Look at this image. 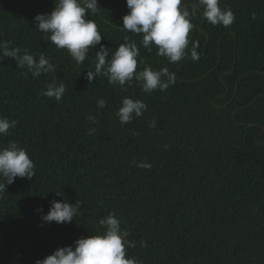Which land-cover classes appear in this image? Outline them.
Returning <instances> with one entry per match:
<instances>
[{"label":"trees","instance_id":"1","mask_svg":"<svg viewBox=\"0 0 264 264\" xmlns=\"http://www.w3.org/2000/svg\"><path fill=\"white\" fill-rule=\"evenodd\" d=\"M98 6L88 18L102 44L115 50L125 36L135 40L137 71L167 68L176 83L150 94L135 79L124 88L106 77L89 83L99 45L77 64L36 30L34 17L50 13L55 0H0V40L56 65L33 78L14 59L0 60V116L16 121L0 148L15 142L35 164L32 179L18 177L0 195V264H35L74 247L78 238L101 234L99 221L112 212L136 243L126 256L140 264H264V143L253 140L261 128L246 125L264 126V0H220L235 13L228 27L194 17L189 48L198 43L199 59L179 63L116 26L129 11L126 0ZM53 80L66 86L60 102L42 95ZM124 97L147 110L121 125L116 112ZM256 141H264V130ZM64 199L82 203L78 217L43 222L51 201Z\"/></svg>","mask_w":264,"mask_h":264},{"label":"clouds","instance_id":"2","mask_svg":"<svg viewBox=\"0 0 264 264\" xmlns=\"http://www.w3.org/2000/svg\"><path fill=\"white\" fill-rule=\"evenodd\" d=\"M126 5L129 11L122 18V26H116L121 31L141 35L139 44L148 51L155 46L157 55L165 57L169 63H179L189 56L193 61L199 59L198 43L192 42L189 48V33L193 29L191 21L197 15H202L213 26L228 27L235 21V13L229 7L221 8L220 0H194L187 6H182V0H126ZM99 8L98 0H55L50 13L34 17L35 27L55 47L67 50L77 64L85 61L90 48L95 49L99 45V50L95 51L94 70L86 72L89 83L96 77H106L109 84L124 88L126 84L131 86L135 79L142 91L148 94L157 89L166 91L174 85L175 74L167 68L156 71L145 66L142 71H137L140 49L135 40L125 36L124 42L115 50L101 43L103 36L96 22L88 18ZM255 16L253 12L252 18ZM11 43L0 40V60L6 57L14 59L17 67L26 69L24 74L30 72L33 78L56 71V65L44 54L37 59L28 49L21 52L19 47H11ZM45 89L42 95L57 102L66 92L65 84H57L56 80L46 84ZM97 106L101 109L106 107V101L98 100ZM146 110L147 105L143 101L124 97L116 115L120 124L125 125L141 117ZM88 119L95 122L91 115ZM155 124L153 119L149 127L154 128ZM15 126L16 121L0 116V137L9 135V130ZM94 132V129L90 130V134ZM136 166L151 168L147 161L136 163ZM34 175L35 164L25 148L15 142L0 148V195L6 194L7 186L16 178L30 180ZM56 195L63 196V193L56 192ZM81 205L79 200L75 204L65 199L53 200L41 219L47 223H70L80 214ZM99 224L104 228L101 234L78 238L74 247L58 248L51 255L37 259L35 264H140L135 258L126 256L127 249L136 247V243L127 239L129 232L122 229L121 220L114 212L102 218ZM140 246L146 247L147 244L141 241Z\"/></svg>","mask_w":264,"mask_h":264},{"label":"water","instance_id":"3","mask_svg":"<svg viewBox=\"0 0 264 264\" xmlns=\"http://www.w3.org/2000/svg\"><path fill=\"white\" fill-rule=\"evenodd\" d=\"M232 118H233V120H234L235 122L240 123V122L236 119V117H235V111H233V113H232ZM246 125H253V126H258V127H260V128H261V131L253 137V140H254L256 143H258V144H259V143H264V141H262V142H257V141H256V137H257L258 135H260V134L263 132V130H264V126H263L262 124H260V123H253V124H246Z\"/></svg>","mask_w":264,"mask_h":264}]
</instances>
